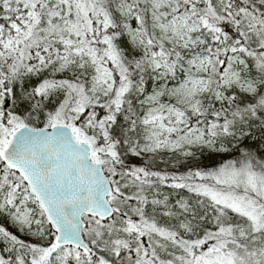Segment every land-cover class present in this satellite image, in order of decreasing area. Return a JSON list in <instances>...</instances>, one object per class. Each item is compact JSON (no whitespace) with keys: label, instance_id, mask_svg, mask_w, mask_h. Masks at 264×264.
Segmentation results:
<instances>
[{"label":"snow or ice","instance_id":"snow-or-ice-1","mask_svg":"<svg viewBox=\"0 0 264 264\" xmlns=\"http://www.w3.org/2000/svg\"><path fill=\"white\" fill-rule=\"evenodd\" d=\"M0 264H264V0H0Z\"/></svg>","mask_w":264,"mask_h":264}]
</instances>
